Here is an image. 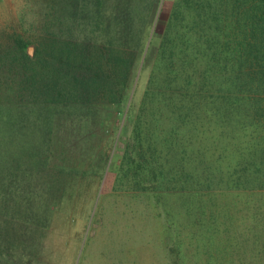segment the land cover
<instances>
[{
	"label": "trees",
	"instance_id": "trees-1",
	"mask_svg": "<svg viewBox=\"0 0 264 264\" xmlns=\"http://www.w3.org/2000/svg\"><path fill=\"white\" fill-rule=\"evenodd\" d=\"M165 1L47 0L0 33V264H41L90 169L163 209L170 264H264V0Z\"/></svg>",
	"mask_w": 264,
	"mask_h": 264
},
{
	"label": "rangeland",
	"instance_id": "rangeland-1",
	"mask_svg": "<svg viewBox=\"0 0 264 264\" xmlns=\"http://www.w3.org/2000/svg\"><path fill=\"white\" fill-rule=\"evenodd\" d=\"M46 1L0 0V33L20 29V17L37 5L35 9L41 11ZM171 4L172 0L165 1L166 8ZM29 50L34 52V45ZM147 77L148 71H143L136 90L137 101ZM111 134L103 136V145H109ZM122 145L119 142L116 148H109L111 168ZM67 179L62 203L50 221L41 224L44 228L37 231L35 240L42 249L38 263L170 264L163 245L165 213L156 207L153 198L119 190L113 171L102 175L99 170L90 169Z\"/></svg>",
	"mask_w": 264,
	"mask_h": 264
}]
</instances>
